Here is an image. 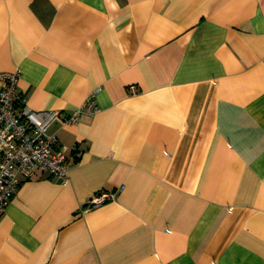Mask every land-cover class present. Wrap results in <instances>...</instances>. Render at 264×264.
Returning a JSON list of instances; mask_svg holds the SVG:
<instances>
[{
  "label": "crops",
  "instance_id": "crops-1",
  "mask_svg": "<svg viewBox=\"0 0 264 264\" xmlns=\"http://www.w3.org/2000/svg\"><path fill=\"white\" fill-rule=\"evenodd\" d=\"M16 67L31 108L98 110L49 125L68 180L20 181L0 264H264V0H0Z\"/></svg>",
  "mask_w": 264,
  "mask_h": 264
},
{
  "label": "built area",
  "instance_id": "built-area-1",
  "mask_svg": "<svg viewBox=\"0 0 264 264\" xmlns=\"http://www.w3.org/2000/svg\"><path fill=\"white\" fill-rule=\"evenodd\" d=\"M19 76L18 67L0 72V210L14 195L20 181L37 173L47 172L62 182L68 180L64 150L58 146L49 125L54 121L62 125L72 123L98 110L93 93L66 116H60L54 109H33L17 91ZM116 193L117 189L99 190L87 199L85 206L91 208L113 200Z\"/></svg>",
  "mask_w": 264,
  "mask_h": 264
}]
</instances>
